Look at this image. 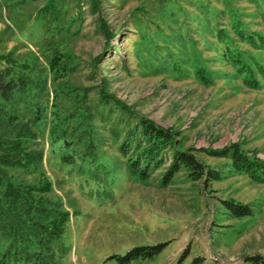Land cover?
I'll return each instance as SVG.
<instances>
[{"label":"rangeland","instance_id":"obj_1","mask_svg":"<svg viewBox=\"0 0 264 264\" xmlns=\"http://www.w3.org/2000/svg\"><path fill=\"white\" fill-rule=\"evenodd\" d=\"M5 68L25 85L1 103L0 130L31 163L0 164L2 184L47 211L16 206L0 250L38 258L4 264H117L156 244L130 264H264V183L210 154L233 146L264 162V0H0ZM141 119L172 139L147 178L122 151ZM174 149L203 176L163 183ZM55 210L65 221L48 243L37 225Z\"/></svg>","mask_w":264,"mask_h":264},{"label":"trees","instance_id":"obj_2","mask_svg":"<svg viewBox=\"0 0 264 264\" xmlns=\"http://www.w3.org/2000/svg\"><path fill=\"white\" fill-rule=\"evenodd\" d=\"M23 81L24 80L21 78H13L9 69H0V121H2L4 113L1 103L9 102L14 92L20 91L25 85ZM133 135L138 136L140 139L133 138ZM20 137L21 136L17 133L12 136L9 133L7 134L6 131L0 130L1 165L26 167L31 163V158H29L31 155L26 154L21 149ZM134 139H137V142H135ZM171 140V134L167 131L157 127L151 121L141 119L139 125L128 133V141L122 147V151L125 154H131L133 157L128 164L129 168L139 177L147 178L150 170H156L163 164L162 158L158 156V152L165 145H168ZM131 145H133L132 150L130 148ZM210 154L214 157H228L232 161L233 167L242 170L253 180L264 183V162L245 158L241 155L239 150L233 146ZM181 169L187 170L194 178H200L204 174L203 165L193 155L188 152L174 149L171 153L169 166L163 174V183L170 181ZM209 174L208 176H211ZM2 175H4V172L0 170V228L4 229L7 227L8 230L13 228L11 216L12 212L16 211L17 205L28 215H43V213H46L47 209H43V206L38 205L37 201H34L31 191H22L18 187L3 185ZM48 189L49 186L46 183L38 188H30V190L40 192H46ZM227 208L231 209L237 216H246L249 214L247 209H242L232 202L227 204ZM56 212L58 211L55 210V213ZM64 221L65 219L63 216L56 213L50 221V226L45 223H39L37 228L42 230V233L47 234L48 243H50L53 239L61 235V226ZM11 246L12 245L9 244L6 249L3 251L0 250V264H4L5 261L10 260H20L22 257L26 258L24 261L30 260L29 258L31 257L34 259L35 257L38 258L37 255H29L30 257L28 258L27 253L22 255L23 252H19L15 247ZM165 246V244H156L152 246L134 247L121 257L116 256L111 258L116 259L117 264H130L134 261L154 258L163 251ZM51 257L52 255H50L49 258L51 259Z\"/></svg>","mask_w":264,"mask_h":264}]
</instances>
